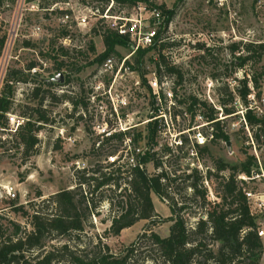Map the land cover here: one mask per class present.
Wrapping results in <instances>:
<instances>
[{
	"label": "rangeland",
	"instance_id": "374dc122",
	"mask_svg": "<svg viewBox=\"0 0 264 264\" xmlns=\"http://www.w3.org/2000/svg\"><path fill=\"white\" fill-rule=\"evenodd\" d=\"M65 0H38V4L30 0H0V37L7 36V44L0 59V95L4 87L7 73L12 70H25L30 63H36L37 72L31 75H38V82L52 81L56 85L52 87V93L57 98L68 96L80 98L89 96L91 80L97 66H88V63L105 51L102 33L99 30L93 34L91 26L84 31L75 29L72 34V41L62 45L61 30L58 28L53 15L49 9L56 2ZM161 4L167 10H174L175 15L165 33V43L170 47L164 51L171 67H176L183 74L182 82L178 83L176 76L167 77L171 82L164 80L165 86L173 91L177 105L174 113L177 117L173 119L170 128H159L158 146L156 151L162 156L164 148H169L168 154L163 157L165 166L170 171H175L179 176L171 191V197L178 206L184 204V218L189 226H194L197 216L205 213L189 198L192 190L187 185L193 179L186 181L185 178L191 175L194 170L207 176L209 182L205 183L208 192V202L214 204L220 202L221 178L229 176L231 171L218 173L215 162L223 161L230 166H240L246 160L247 154L256 158L257 165L260 162L264 168V134L260 145L254 144L253 133L248 127H243V115L245 108L236 95V88L240 81L250 73L251 65L244 69H238L233 65L236 57L240 54H233L229 47L234 43H264V0H162ZM38 5V6H37ZM130 7H128L129 9ZM40 31L36 32L35 28ZM31 41L35 48H25L23 42ZM55 44V49L63 46L75 54L80 51L83 55L78 56L76 61L85 68L80 73H71V81L65 84V77L57 74L54 64L49 59L40 55L49 52L50 45ZM93 44L95 53L89 49ZM132 48L118 47L117 52L121 58L132 60ZM114 59L115 72L112 76L116 80L114 90L122 95L126 107L119 111L122 124L127 127L137 128L142 131L147 122L155 116L153 108V93L148 82L153 74H158L156 62L158 54L154 51L144 59L142 71L125 72L121 69L122 63L117 56H110ZM62 59V58H61ZM133 62V61H132ZM264 65V58L262 64ZM117 68V69H116ZM125 68V65H124ZM68 73L67 69L63 71ZM143 73V75H142ZM145 78L146 84L142 85ZM36 79V78H34ZM110 76L107 77V80ZM112 79V80H113ZM139 81L141 86L137 87L135 82ZM227 86L234 96V101L226 96L227 108H233L237 104V114L225 116L220 105L219 88ZM33 86L31 84H18L16 86L14 115L19 114V106L29 104L27 94ZM261 99H249L250 108L256 109L259 114L264 113V83H262ZM253 96V95H252ZM190 97L196 98L199 102L205 103L206 108L198 105L188 111L191 105ZM101 98V97H100ZM185 101V104L180 102ZM83 120L79 113L73 111V107L67 101L51 104L48 108L52 124L45 126L38 132L39 145L35 156L24 158L22 149H19L17 140L12 139L7 133L0 132V210L14 222H18L27 229V219L19 217L11 212L8 205L7 189H13L15 198L19 203L30 209V204H39L43 199L58 193L64 189H73L77 186V171L92 170L99 164H104L107 153L115 150L120 145L110 144L105 151L93 153L92 146L99 134L106 129L107 124L111 125L109 117L111 106L105 99L95 104ZM211 109L217 113L218 120H222L221 126L229 136V141H217L211 143V129L207 127L205 117L210 114ZM107 114V115H106ZM107 116V117H106ZM15 123L11 128L16 126ZM165 125L161 122L159 125ZM137 126V127H136ZM111 127V126H109ZM88 128L89 133L86 132ZM92 133V134H91ZM182 134L184 145L178 147L175 143V136ZM204 138L205 145H199L197 139ZM14 140V141H12ZM246 141V142H245ZM172 145V147H170ZM248 146L250 149H247ZM140 149H145V142L140 144ZM207 147L209 153L200 154L199 148ZM172 148V149H171ZM121 149V148H120ZM150 174H157L153 166L148 167ZM211 172V176H208ZM208 184V185H207ZM248 190H253L259 198L264 200V182L256 180L248 185ZM41 194L43 197L38 198ZM118 194V193H117ZM110 198L114 195L103 192V196ZM95 196H98L97 194ZM155 210L158 214V223L153 231L165 238L169 236V230L173 222V204L164 202L152 196ZM207 209H209L207 207ZM116 211L117 208H114ZM85 227L83 242L102 239V242L109 246L114 255H120L123 249L132 244L141 235L148 222L142 221L132 228L124 230L119 236L113 237L107 234L113 216L112 206L105 200L96 211ZM197 214V215H196ZM260 222L264 227V216ZM67 239H60L54 244H63ZM264 244V237L262 238ZM148 246L143 245V250ZM210 248L216 251L217 244H211ZM264 264V254L260 260Z\"/></svg>",
	"mask_w": 264,
	"mask_h": 264
},
{
	"label": "trees",
	"instance_id": "16d2710c",
	"mask_svg": "<svg viewBox=\"0 0 264 264\" xmlns=\"http://www.w3.org/2000/svg\"><path fill=\"white\" fill-rule=\"evenodd\" d=\"M37 1V0H30ZM122 3L134 5L138 0H118ZM184 0H180L182 2ZM168 25L175 15L174 10L161 7ZM103 30V44L105 51L88 63V66L99 67L110 56L120 58L118 47L131 48L129 40L121 37L103 27L93 28V34ZM61 38L68 37L69 33L62 30ZM7 44V36L0 37V59ZM55 44L50 45L49 52L40 54L42 58L52 61L57 74L63 73L65 84L71 81V73H80L85 66H80L76 61L82 52L71 53L69 49L60 46L55 49ZM25 48H35L31 41L23 42ZM170 47L169 43H162L158 47L138 50L133 53L132 60H125V68L131 71H142L145 57L153 51L158 54L155 63L160 84L171 82L167 77L176 76L178 83L182 82L183 74L176 67H171L168 59L163 54ZM89 49L95 53L93 44ZM236 57L233 65L238 69H244L248 64L251 71L235 92L245 108L243 115V127H248L253 133V143L260 145L264 134V113L259 114L256 109L250 108L249 96L261 99L262 83H264V43H234L229 47ZM62 58V59H61ZM133 61V62H132ZM36 63H30L25 70H12L7 73L4 87L0 95V132L7 133L12 139L17 140L19 149H22L24 158L35 156L40 143L38 132L45 126L52 124L49 106L51 104L67 101L73 107L75 113H79L81 120L90 112V97L63 96L57 98L52 93V87L56 85L52 81L38 82V75H31V70L36 69ZM67 69L68 73H64ZM96 69L94 75L97 73ZM143 75V73H142ZM144 76V75H143ZM36 78V79H34ZM142 85L146 84L142 78ZM31 84L33 87L27 94L29 104L19 106L20 112L14 115L16 86L18 84ZM220 105L225 116L237 114V104L233 108H227V96L234 101V96L227 86L218 90ZM154 100V98H153ZM191 105L188 111L195 106L206 108L205 103L190 97ZM185 104V101L180 102ZM155 111V102L152 103ZM49 105V106H47ZM175 109V108H174ZM10 116H15L22 121L20 125L12 129L9 123ZM177 114L174 113V118ZM83 118V119H82ZM207 127L211 129L213 137L211 143L217 141H229V136L224 131L222 120H218L217 113L211 109L210 114L205 117ZM159 122L151 118L142 131L137 128L125 133H116L111 137L98 136L92 146L93 153L105 151L110 144L117 143L120 147L107 153L104 164L97 165L92 170L77 171V186L73 189H64L58 193L43 199L39 204H30V209L19 203L18 198H7L11 212L28 220L29 229L12 221L0 210V264H260L264 254V244L258 235V218L252 216L243 192L238 175H251L252 171L258 170L256 158L247 154L246 160L240 166H230L221 160L215 162L216 171L220 174L231 171L229 176L221 178L220 202L210 204L208 202V189L205 186L209 182L207 176L200 174L197 170L186 176L185 180L193 179L187 188L192 190L189 198L205 213L197 216L194 226H189L184 218L186 206H178L171 197L174 184L178 181L175 171H170L163 162V157L170 149L164 148L159 156L155 150L158 146ZM86 132L89 133L88 128ZM92 134V133H91ZM184 137H182L183 139ZM130 139L134 149H140V144L145 142L142 154L135 155L137 165L135 167L127 164H109V157H116L123 147L124 142ZM12 140V141H14ZM184 142L186 140L184 138ZM246 142V141H245ZM184 145V143H183ZM248 146L247 149H250ZM200 154L209 153V149L199 148ZM122 159V156L120 157ZM153 166L158 170L157 174H150L148 167ZM211 176V172H208ZM103 192L111 193L113 197L103 196ZM118 193V194H117ZM98 196H95V195ZM152 196L169 203L172 202L173 222L168 237H161L153 231L159 219L155 210ZM41 194L38 198H42ZM109 201L112 206L113 216L107 234L113 237L119 236L124 230L132 228L139 222H148L143 233L137 239L125 247L120 255H114L108 245L97 239L85 243L82 240L85 227L97 216V209L103 201ZM207 207L209 209H207ZM114 208H117L115 211ZM197 215V214H196ZM60 239H67L63 244H54ZM148 247L143 250V245ZM211 244H217L218 248L213 251Z\"/></svg>",
	"mask_w": 264,
	"mask_h": 264
},
{
	"label": "built area",
	"instance_id": "2783aa9c",
	"mask_svg": "<svg viewBox=\"0 0 264 264\" xmlns=\"http://www.w3.org/2000/svg\"><path fill=\"white\" fill-rule=\"evenodd\" d=\"M161 2L162 0H138L134 5L130 6L118 0H65L54 3L51 9L47 11H49L50 15H53L58 28L61 31L64 30L69 33L68 37L63 38L62 45H67V42L71 43L72 34L75 29L84 31L94 22L93 28L103 27L112 33L127 38L133 53H135L138 50L158 47L165 42V33L170 23L166 24V17L161 9L163 6ZM36 3L38 4L39 2ZM128 7L130 8L128 9ZM35 31L39 32L40 28L36 27ZM114 67V59L108 58L99 67L97 73L92 76L90 86L92 90L89 95L90 103H102V100L105 99L111 106L109 117L112 123L111 125L106 123V129L99 134L105 137H111L113 134L125 133L134 129L127 127L126 124L123 125L119 116V111L125 108L127 104L124 102L125 98L119 95L117 90H114L116 85V80L112 78L115 72ZM123 69L125 72L129 70L124 68V62L119 72ZM31 72L36 73L37 69H32ZM108 76H110V79L106 82ZM165 83L160 84L156 74H153L151 80L148 82L149 86H151L156 108L154 119L158 120L159 124L163 121L165 122V125L159 126L160 130L165 127L170 128V123L172 125L174 119V108L177 105L173 91L169 88H163ZM135 85L137 87L141 86L139 81H136ZM249 99H254V96H249ZM15 121L17 123L13 128L22 123L17 117L10 116V125H13L11 123H15ZM181 136V133L175 136V143L178 147H183ZM212 138L210 136L211 140ZM197 140L199 145H205L207 142L204 138ZM142 153L141 149L132 148L131 140L127 139L118 156L109 157L108 162L109 164H117L119 166L127 164L135 167L137 162L134 154L139 155ZM121 156L122 159H120ZM258 164V170L252 171L251 175L240 174L237 178L247 198L251 215L258 218V235L262 239L264 237V227L260 220L264 216V200L259 198L253 190L251 191L247 188L250 183L256 180L264 182V168L260 162ZM6 193L7 198H15L13 189L6 188ZM210 195H212L211 192L209 193Z\"/></svg>",
	"mask_w": 264,
	"mask_h": 264
}]
</instances>
